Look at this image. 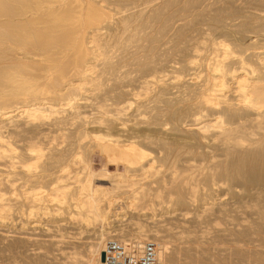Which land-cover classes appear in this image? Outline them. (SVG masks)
<instances>
[{
  "label": "bare ground",
  "instance_id": "bare-ground-1",
  "mask_svg": "<svg viewBox=\"0 0 264 264\" xmlns=\"http://www.w3.org/2000/svg\"><path fill=\"white\" fill-rule=\"evenodd\" d=\"M120 188L135 207L165 202L189 246L171 250L140 220L101 225L81 264H101L113 237L154 241L165 264L202 257L216 235L188 225L238 207L255 217L226 229L231 243L264 235V0H0V246L62 241L63 224H7L12 210L103 222ZM258 244L240 247L244 261Z\"/></svg>",
  "mask_w": 264,
  "mask_h": 264
},
{
  "label": "rangeland",
  "instance_id": "rangeland-1",
  "mask_svg": "<svg viewBox=\"0 0 264 264\" xmlns=\"http://www.w3.org/2000/svg\"><path fill=\"white\" fill-rule=\"evenodd\" d=\"M77 150H79V149H77ZM89 157L91 160L90 167L92 168V170H94V172H96V173L101 171V169L103 168V165L105 163V158L101 154H99L97 151H92L91 154H89ZM199 163H201V162H196V164H193V165H197ZM110 164L108 167V169H109L108 173L109 174L115 172L114 164H111V165ZM71 166H73V167H71ZM70 168H72V170ZM120 170H122V168H120ZM68 171L71 172V174L76 172L77 175H83V171H85V169L83 168V164L81 162L80 163L76 162L75 164L68 166ZM97 182L102 183L104 185L107 184L106 180L105 181L104 180L97 181ZM127 189L128 188H120V190L116 191L113 194V196L111 197V201L113 202V205L111 207L112 210H109V212H110V213L108 212L109 217L107 216V218L105 220H103V222H95V223L88 224L86 222L79 220L78 218H73L71 216V214L68 213L69 210H58V208L56 206L47 207V208H38V207L35 208V207H33V205H27L26 213L23 212L24 211L23 209L12 210V212H10L8 217H12V218H10L11 220L13 218L14 219L12 221L10 219L4 221V222H7V224H10L11 222H14V221H16V222H14V223H17L16 225H19L20 223H23V222L27 223V221H25V219L28 216H29V221L31 220L30 223H32V221H38L43 226L48 225L49 222H50V224L53 223L54 225H56V223L63 224L62 231L54 232L56 236H57L56 233L62 234L61 238L59 236L57 237L58 239H62V241L61 242L60 241L49 242V241H45L41 238L38 241L30 243L26 247L18 246V245L14 246V245H8V244H2L1 243L2 246H0V264H81V262H83L85 257L88 255L87 250L90 247L88 245H90V243L93 241L92 237L95 236L94 235L95 231L98 230L101 225H103L104 227H110V228H112V227H123L124 229H126L128 231H135L137 229L136 227L138 224L137 220H140V222L144 223L145 226L147 225L146 228L147 227L157 228L159 231V234L163 236L162 238H165L168 240V245L170 246V249L175 250V249L179 248L183 254V252H184L183 247L189 246V243L185 242V240H180L177 238V235L182 231L181 229H182L183 225H180L179 223H176L175 221L170 219V217H169L170 214L166 213L165 209H164L165 202H159L156 205L155 201L152 202V201L146 200V201H144V203L142 205L143 208H140V206H138V207L132 206V205H130L131 199L127 197V194L123 193ZM228 200H230L232 202L233 207H234V204L236 205V203L233 202L232 199L228 198ZM101 204L103 207L106 205V199L105 198L102 199ZM139 209H140V211H139ZM238 209H239V212H238ZM238 209H235L233 211L234 213L230 212L229 215L227 217H225L226 219H221L223 217L218 216V215H213V216H210L208 221L204 222L205 224L200 223L196 226H191L192 222L189 225L187 224L189 226V229L194 230L197 235L202 234L201 232L203 230H206V231H211V234L216 235L215 236L216 238H213V236H212L213 240H210L208 238L210 236H208V233H207L206 235L208 237L207 236L204 237V238L207 237L206 241L204 242V240H203V243H199L200 245H203L204 247H206L208 249V252L205 253L206 255L204 254V256H202V257H200V255H198L199 257H194V256L185 257V256H183L184 254L180 255L181 264H192V262H193V264H218V262L220 264H242V263L243 264H264V246H263L264 245V240H263L264 235H260V237H258V235L256 233H252L253 235L250 236V242L249 243H248V241L244 240V241L238 242L237 244H233V243H231V236L228 234L226 235V233H225L226 229L240 227L237 224L242 222L244 217H246L247 219L255 217L254 213L251 212L252 210H250L248 208L243 209L241 207H238ZM29 210H31L30 214H28ZM42 212L45 213V215ZM188 218L189 219L192 218L191 213H189L186 216L187 220H189ZM211 218H213V219H211ZM215 218H216V220H215ZM144 219H146V221H144ZM228 220H230V221H228ZM231 220L234 222H232ZM215 221L219 222V225L218 224L213 225V223ZM165 222H167V223H165ZM230 222H232L233 224H231V225H234V226L231 227L229 224ZM64 223H65V225H64ZM202 226H204V227H202ZM220 227H222V228H220ZM224 228H225V230H222ZM218 229L221 231H217ZM178 230H179V233H178ZM175 231H177V233ZM223 231H224V233H223ZM211 234H209V235H211ZM183 235H185V233H183ZM70 236L71 237L72 236H78L79 237L80 242L77 244L78 249H77V247L74 249L72 247L73 246L72 244H71V246L69 245V240H71ZM258 238L260 240H258ZM63 241H66V242H63ZM211 241H213V242H211ZM242 243H243V245H241ZM258 243H260V245L262 244L260 247L261 248L260 255L258 254V256H257V255L252 254V257H251L252 262L251 261H249V262L244 261L242 259L241 255L238 253V251L241 250L240 247L241 246L243 248L244 247H248V248L250 247V248H252L253 252L256 253L257 249H258V245H259ZM194 244H196V243H194ZM194 244H190V245L194 246ZM214 246H215V248H214ZM228 246H233L236 250V251H234L233 257H231L230 253L226 252L227 251L226 247H228ZM25 249H26V251H23ZM221 249H222V251H221ZM76 253L79 255H77ZM207 254H211V255L215 256L213 258L215 261H212L213 259L210 256H208ZM224 254H225V256H224ZM235 260H236V262L233 263V261H235Z\"/></svg>",
  "mask_w": 264,
  "mask_h": 264
},
{
  "label": "built area",
  "instance_id": "built-area-1",
  "mask_svg": "<svg viewBox=\"0 0 264 264\" xmlns=\"http://www.w3.org/2000/svg\"><path fill=\"white\" fill-rule=\"evenodd\" d=\"M101 264H165L152 240H124L108 238L103 247Z\"/></svg>",
  "mask_w": 264,
  "mask_h": 264
},
{
  "label": "water",
  "instance_id": "water-1",
  "mask_svg": "<svg viewBox=\"0 0 264 264\" xmlns=\"http://www.w3.org/2000/svg\"><path fill=\"white\" fill-rule=\"evenodd\" d=\"M100 259H101V261H103V259H104V253H103V251L101 252Z\"/></svg>",
  "mask_w": 264,
  "mask_h": 264
}]
</instances>
